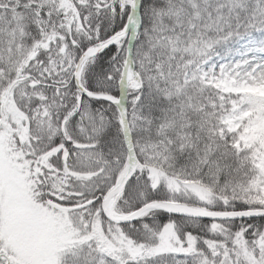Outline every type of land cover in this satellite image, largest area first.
<instances>
[{
  "label": "snow or ice",
  "instance_id": "obj_1",
  "mask_svg": "<svg viewBox=\"0 0 264 264\" xmlns=\"http://www.w3.org/2000/svg\"><path fill=\"white\" fill-rule=\"evenodd\" d=\"M0 264H264V0H0Z\"/></svg>",
  "mask_w": 264,
  "mask_h": 264
}]
</instances>
